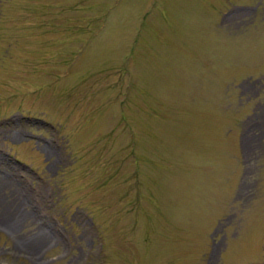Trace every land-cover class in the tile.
<instances>
[{"label": "rangeland", "instance_id": "obj_1", "mask_svg": "<svg viewBox=\"0 0 264 264\" xmlns=\"http://www.w3.org/2000/svg\"><path fill=\"white\" fill-rule=\"evenodd\" d=\"M0 212V264H264V0H0Z\"/></svg>", "mask_w": 264, "mask_h": 264}, {"label": "bare ground", "instance_id": "obj_2", "mask_svg": "<svg viewBox=\"0 0 264 264\" xmlns=\"http://www.w3.org/2000/svg\"><path fill=\"white\" fill-rule=\"evenodd\" d=\"M7 185H8V183H6ZM5 184V185H6ZM11 187V186H10ZM19 205V201H15L14 200V203H13V206L16 208L17 206ZM2 209V208H1ZM9 209V208H8ZM7 209V210H8ZM17 209H18V207H17ZM2 214V215H1ZM0 217H2L3 219H4V213H2V212H0ZM13 218H14V216L12 217V220H13ZM5 220V219H4ZM7 220V219H6ZM5 220V221H6ZM18 225H19V223L20 222H23V221H25V219L23 220V218L21 219L20 217H17L15 220H14ZM7 222H9V221H7ZM6 223V222H5ZM14 223V222H13ZM8 224V223H7ZM17 224H15L16 226H17ZM43 230H44V240H46L48 237H49V235H48V233H47V231L45 230V228L43 227Z\"/></svg>", "mask_w": 264, "mask_h": 264}]
</instances>
